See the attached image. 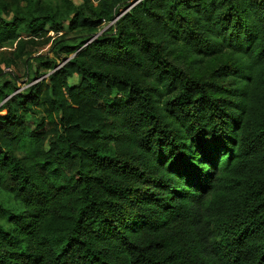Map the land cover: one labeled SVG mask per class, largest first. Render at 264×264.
<instances>
[{"label":"trees","instance_id":"1","mask_svg":"<svg viewBox=\"0 0 264 264\" xmlns=\"http://www.w3.org/2000/svg\"><path fill=\"white\" fill-rule=\"evenodd\" d=\"M20 1L79 35L0 81V264H264V0Z\"/></svg>","mask_w":264,"mask_h":264},{"label":"rangeland","instance_id":"2","mask_svg":"<svg viewBox=\"0 0 264 264\" xmlns=\"http://www.w3.org/2000/svg\"><path fill=\"white\" fill-rule=\"evenodd\" d=\"M7 4L2 10V16L5 19H11L12 18V9L9 7L10 0H6ZM43 2V5L46 9H52L57 10L59 1L58 0H40ZM75 4H81L83 0H72ZM94 4H97L98 0H92ZM111 2V0H107ZM128 6L124 8L123 12H121L119 15L116 16L118 18L122 13H124L128 8H130L132 5H134L137 1L136 0H126ZM19 4L22 3V1L19 0ZM130 4V5H129ZM122 9V8H120ZM115 19L109 22H103L100 26V31H103L107 29L110 25L114 23ZM68 22L65 21V28L62 32H59L58 34H55L54 32H47V35H40V36H34V35H27V34H21L20 38L15 40L12 44H0V81H3L4 79H11L14 80L18 90H24L29 85L35 84L39 80H43V78L49 74L52 73L53 70L46 71L42 65L40 64L39 59L42 56H48L53 57L58 63V67L62 66L65 62V54L60 53L58 56H54V53L51 50L52 41L55 38L65 37L68 42H72V40L77 41L78 38L76 35H79L78 32L70 31L67 28ZM100 33V32H99ZM75 37V38H74ZM31 39V40H28ZM73 54L67 56L71 57ZM37 61V62H36ZM32 62V63H31ZM27 65H24V64ZM57 67V68H58ZM27 69H30L29 71H37L38 73L46 72V75L41 76L38 79L30 80L29 77L25 76ZM79 81V77L77 74H74L73 76H70L67 78V82L70 85H76ZM100 102V101H99ZM43 110H40L38 114H27V118L31 120H38L40 116L43 115ZM0 199H3L7 201V205L13 206L16 205V202L14 199H9V197L4 194L3 192H0Z\"/></svg>","mask_w":264,"mask_h":264}]
</instances>
